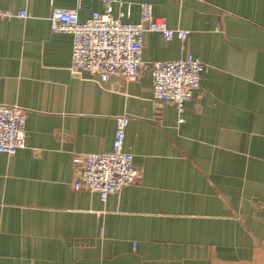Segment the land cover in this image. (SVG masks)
I'll list each match as a JSON object with an SVG mask.
<instances>
[{
	"label": "crops",
	"instance_id": "obj_1",
	"mask_svg": "<svg viewBox=\"0 0 264 264\" xmlns=\"http://www.w3.org/2000/svg\"><path fill=\"white\" fill-rule=\"evenodd\" d=\"M106 0H0V104L25 108V148L0 152V264H264V0H122L136 22L153 5L186 39L145 34L135 80L72 68L81 20ZM127 12L114 3L113 13ZM206 63L180 110L156 100L154 60ZM140 179L102 200L74 189V157L110 151L116 116Z\"/></svg>",
	"mask_w": 264,
	"mask_h": 264
},
{
	"label": "built area",
	"instance_id": "obj_2",
	"mask_svg": "<svg viewBox=\"0 0 264 264\" xmlns=\"http://www.w3.org/2000/svg\"><path fill=\"white\" fill-rule=\"evenodd\" d=\"M126 6L127 12L114 15V3ZM103 11H95L86 20H81L79 7L56 8L50 18L52 30L73 36L71 68L75 73L90 71L98 74L101 81L110 76L122 75L127 80L139 77L143 62L145 34L159 32L166 40L174 37L186 39L188 30L175 29L164 17L155 14L153 5L140 4V17L136 22L124 21L129 14L130 2L106 0ZM25 18L26 10L17 12L0 7V21L14 17ZM208 65L188 55L186 58L154 60L150 66L154 98L172 100L183 110L185 102L193 98L198 90L203 71ZM25 108L16 104H0V152L15 154L25 148ZM113 146L110 151L85 153L74 157L77 174L74 189L97 192L102 200L112 193L140 179L134 164V155L125 149L126 130L130 116H116Z\"/></svg>",
	"mask_w": 264,
	"mask_h": 264
},
{
	"label": "water",
	"instance_id": "obj_3",
	"mask_svg": "<svg viewBox=\"0 0 264 264\" xmlns=\"http://www.w3.org/2000/svg\"><path fill=\"white\" fill-rule=\"evenodd\" d=\"M78 75H80V73H77ZM116 76H120L121 78H123L124 80H126V77L122 76V75H116Z\"/></svg>",
	"mask_w": 264,
	"mask_h": 264
}]
</instances>
